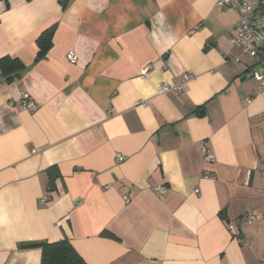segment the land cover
I'll return each mask as SVG.
<instances>
[{
    "label": "crops",
    "instance_id": "crops-1",
    "mask_svg": "<svg viewBox=\"0 0 264 264\" xmlns=\"http://www.w3.org/2000/svg\"><path fill=\"white\" fill-rule=\"evenodd\" d=\"M64 2L0 0V59L23 65L0 72V264H40L19 245L62 239L86 264H264V99L255 60L225 62L240 55L236 14L215 0ZM184 74L182 94L156 93Z\"/></svg>",
    "mask_w": 264,
    "mask_h": 264
},
{
    "label": "built area",
    "instance_id": "built-area-1",
    "mask_svg": "<svg viewBox=\"0 0 264 264\" xmlns=\"http://www.w3.org/2000/svg\"><path fill=\"white\" fill-rule=\"evenodd\" d=\"M215 5L220 10L232 11L237 16V24L234 35L231 38L232 46L240 51V55L227 54L225 62L237 63L240 56L255 60L248 67L247 72L251 79L257 84L259 94L264 99V0H215ZM66 59L70 64L76 63V57L72 52L66 54ZM148 67L141 70L140 74L145 76ZM193 78L190 74L182 75L178 80L172 83H161L156 88L158 95L173 93L180 95L184 92L186 84ZM250 100H247L249 102ZM20 108L24 110H35V102L27 95L22 94L19 101ZM203 156L209 161H213L211 152L207 149L204 142L201 144ZM118 161H122L120 154L116 155ZM207 178V176H204ZM153 192L157 197H161L166 193L165 187H155ZM197 193V190H195ZM128 202V198L125 199ZM43 201H46L44 198ZM253 214L246 215V221L250 224L254 220ZM228 229H232V225H228Z\"/></svg>",
    "mask_w": 264,
    "mask_h": 264
},
{
    "label": "trees",
    "instance_id": "trees-1",
    "mask_svg": "<svg viewBox=\"0 0 264 264\" xmlns=\"http://www.w3.org/2000/svg\"><path fill=\"white\" fill-rule=\"evenodd\" d=\"M62 1L61 5L64 8L66 0ZM54 26L45 30L40 34L36 40L38 47V53L36 60L41 59L52 45V35ZM23 69L22 63L15 58L3 57L0 59V72L2 77L6 80H10L17 76L18 72ZM202 112L196 111V113H203L204 106L198 108ZM48 177V192H52L55 184V180L60 177L59 172L55 166L46 170ZM104 236L112 237L110 234H103ZM20 249L37 248L41 251L40 264H86L82 258L72 248L70 242L67 239H62L57 242H38L31 244H20Z\"/></svg>",
    "mask_w": 264,
    "mask_h": 264
}]
</instances>
